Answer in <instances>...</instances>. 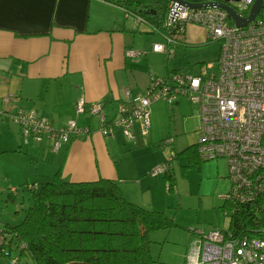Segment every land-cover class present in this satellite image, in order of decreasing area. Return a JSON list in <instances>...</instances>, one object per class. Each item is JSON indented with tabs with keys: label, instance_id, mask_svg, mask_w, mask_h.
<instances>
[{
	"label": "crops",
	"instance_id": "1",
	"mask_svg": "<svg viewBox=\"0 0 264 264\" xmlns=\"http://www.w3.org/2000/svg\"><path fill=\"white\" fill-rule=\"evenodd\" d=\"M140 33L119 10L96 0H0V197L16 200L21 190L23 200L29 197L25 187L50 180L60 170L67 181L111 180L128 201L157 211L165 207L164 175L151 174L160 163H128L118 131L104 136L97 118L76 111L80 100L100 101L112 119L127 89L133 95L146 90L149 77H137L140 60L125 55L128 48L140 49ZM18 108L34 111L54 129L75 120L91 134L57 153L48 139L24 145L13 119ZM137 138L144 140L139 132ZM23 213L17 222L0 215V226L19 224Z\"/></svg>",
	"mask_w": 264,
	"mask_h": 264
},
{
	"label": "built area",
	"instance_id": "2",
	"mask_svg": "<svg viewBox=\"0 0 264 264\" xmlns=\"http://www.w3.org/2000/svg\"><path fill=\"white\" fill-rule=\"evenodd\" d=\"M96 1L119 10L136 30L146 25L156 32L145 18L129 9L124 0ZM255 1L240 0L230 5L247 17ZM188 25L205 28L207 41L221 43L215 70L211 71L213 64L199 74H150L143 93L133 95L126 90L125 102L118 105L112 119L108 118L100 101L87 104L80 100L76 111L78 115L97 118L99 131L104 136H114L120 131L127 140L137 141V132L143 139L149 136L154 103L165 101L173 107L187 99L199 112L200 125L195 131L199 138L196 144L199 158L204 161L224 159L228 163L230 189L222 196L223 200L239 205L255 201L257 211L264 216V21L255 19L244 27H237L220 8H195L170 1L161 33L166 42L153 45L152 51L172 57L171 48L178 42L176 37L181 39ZM145 54L134 48L125 51V55L134 60ZM13 119L21 128L24 145L48 139L55 153L73 139L91 134V128L80 127L75 120L62 129H54L46 119L23 108L17 109ZM173 143V139H167L162 147ZM170 170L167 163L156 167L151 174L165 175ZM166 187L169 189V183ZM198 234L201 235L200 249L195 264H264V229L260 237L235 238L224 230H211L206 234L199 231ZM13 237L0 228V256L8 257L11 264H19Z\"/></svg>",
	"mask_w": 264,
	"mask_h": 264
},
{
	"label": "trees",
	"instance_id": "3",
	"mask_svg": "<svg viewBox=\"0 0 264 264\" xmlns=\"http://www.w3.org/2000/svg\"><path fill=\"white\" fill-rule=\"evenodd\" d=\"M124 2L158 34L163 33L170 1ZM176 39L185 43V35ZM183 153L194 166L204 161L199 158L196 146H189ZM164 178L171 193L170 171ZM25 190L30 204L24 209L22 221L3 228L14 236L18 257L28 256L33 264H157L159 261L151 253L152 233L176 228L174 219L166 213L128 201L111 180L70 182L59 170L52 179L34 183ZM224 203L222 209L230 219L228 229L224 230L228 235L261 236L264 216L257 211L255 201L243 205L225 200Z\"/></svg>",
	"mask_w": 264,
	"mask_h": 264
},
{
	"label": "rangeland",
	"instance_id": "4",
	"mask_svg": "<svg viewBox=\"0 0 264 264\" xmlns=\"http://www.w3.org/2000/svg\"><path fill=\"white\" fill-rule=\"evenodd\" d=\"M256 20L264 21V8L257 15ZM137 31L141 32L140 35L138 34L140 37L136 36L139 37L142 46L138 50L146 52L139 59L141 63L137 68V77L139 74L141 81L151 73L165 76L167 70L199 74L208 65L214 64L211 71L217 68L221 43L207 41V31L203 27L188 25L185 43L173 44L172 57L169 61L167 55L152 52L153 45L166 42L163 34L154 32L146 25L141 26ZM150 121V135L143 141H129L120 131L117 132L116 137L121 143L125 141L124 155L128 163L140 164L146 160L148 163H153L155 160L160 165L169 163L171 166L173 191L171 193L166 191L165 182L163 190L167 204L160 211L174 219L176 228L155 232L151 239L153 242L151 253L153 258L159 261L157 264H185V257L188 264H194L201 238L198 232L202 231L206 234L211 230L221 231L229 227L230 219L222 209L225 203L220 198L230 189L228 163L224 159H216L201 161L194 166L190 158L183 153L189 146L195 147L199 139L195 132L200 125L199 112L187 99L180 100L179 105L173 107L165 101L154 103L151 106ZM167 139H173L174 143L163 148L162 145ZM173 151L176 153V158L172 160ZM21 194L23 192L20 190L16 197L18 195L20 197ZM19 197L16 200L10 199L8 195L0 197V215L10 218L8 222H12L13 219H15L13 222L19 221L24 212L22 208L30 204L27 195L21 197L23 200ZM22 201L23 205H20ZM19 258V264H33L28 256ZM0 262L10 264L4 256L0 257Z\"/></svg>",
	"mask_w": 264,
	"mask_h": 264
},
{
	"label": "water",
	"instance_id": "5",
	"mask_svg": "<svg viewBox=\"0 0 264 264\" xmlns=\"http://www.w3.org/2000/svg\"><path fill=\"white\" fill-rule=\"evenodd\" d=\"M171 2H180L186 4L190 7L195 8H210L217 7L227 12L228 16L234 22L237 27H244L249 23L253 22L260 11L264 8V0H256L252 7L250 8L249 14L247 17L240 15L234 8L231 6V2H239L240 0H219L203 4H191L187 3L184 0H168Z\"/></svg>",
	"mask_w": 264,
	"mask_h": 264
},
{
	"label": "flooded vegetation",
	"instance_id": "6",
	"mask_svg": "<svg viewBox=\"0 0 264 264\" xmlns=\"http://www.w3.org/2000/svg\"><path fill=\"white\" fill-rule=\"evenodd\" d=\"M217 1H219V0H217Z\"/></svg>",
	"mask_w": 264,
	"mask_h": 264
}]
</instances>
